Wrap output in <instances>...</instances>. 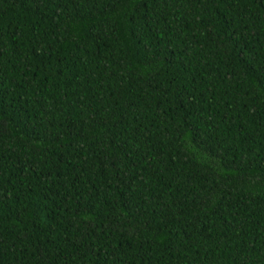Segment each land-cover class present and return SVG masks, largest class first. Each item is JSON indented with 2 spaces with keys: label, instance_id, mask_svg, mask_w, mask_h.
<instances>
[{
  "label": "trees",
  "instance_id": "trees-1",
  "mask_svg": "<svg viewBox=\"0 0 264 264\" xmlns=\"http://www.w3.org/2000/svg\"><path fill=\"white\" fill-rule=\"evenodd\" d=\"M0 264H264V0H0Z\"/></svg>",
  "mask_w": 264,
  "mask_h": 264
}]
</instances>
